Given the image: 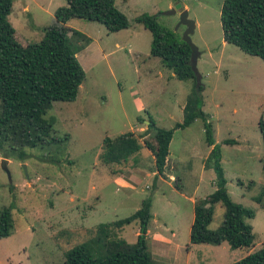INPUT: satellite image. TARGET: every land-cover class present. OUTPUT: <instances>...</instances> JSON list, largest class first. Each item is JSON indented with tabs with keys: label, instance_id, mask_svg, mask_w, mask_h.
<instances>
[{
	"label": "rangeland",
	"instance_id": "obj_1",
	"mask_svg": "<svg viewBox=\"0 0 264 264\" xmlns=\"http://www.w3.org/2000/svg\"><path fill=\"white\" fill-rule=\"evenodd\" d=\"M15 1L10 20L31 43L41 41L44 29L55 21L37 4L53 11L67 4L66 0ZM25 1L30 15L22 12ZM223 1L116 0L130 21L129 28L119 32L108 31L98 21L70 20L72 30L85 34V46L77 56L86 78L76 100L54 101L47 114L54 120V134L65 139L52 148H27L23 160L6 158L0 150V208H12L15 223L11 236L0 237V264H66V253L82 244L100 256L106 247L95 238L98 225L132 215L148 198L153 216L149 229L168 239L160 242L153 234L148 241L159 264H231L264 246V142L259 128L264 60L225 40ZM179 5L196 23L191 34L198 48L196 79H178L160 57L153 56V35L137 20L143 13L154 15L182 40L187 26L180 24ZM174 8L175 13H167ZM197 104L221 147L231 198L255 211V217L247 219L255 235L251 247L190 241L196 202L216 189L214 170L204 166L211 149L203 117L175 130L169 155L173 179L156 184L153 175L144 174L156 167L146 147L123 164L101 159L106 136L138 135L150 118L160 127L174 128ZM131 174L128 186L119 183L129 181ZM225 212L223 203L215 205L210 230L224 224ZM139 230L134 221L118 229L117 235L133 244ZM157 243L160 248H153Z\"/></svg>",
	"mask_w": 264,
	"mask_h": 264
},
{
	"label": "trees",
	"instance_id": "obj_2",
	"mask_svg": "<svg viewBox=\"0 0 264 264\" xmlns=\"http://www.w3.org/2000/svg\"><path fill=\"white\" fill-rule=\"evenodd\" d=\"M66 1V5L56 9V21L44 29L43 39L31 43L20 36L9 20L14 0H0V150L6 158L23 160L28 157L27 148H52L65 139L54 134V120L47 118V114L54 101L76 100L86 78L77 56L85 46V34L72 30L67 22L73 18L98 21L110 32L130 26L128 16L118 8L116 0ZM220 18L227 42L264 60V0H224ZM137 20L153 35L151 54L160 57L178 79H196L189 44L177 39L154 15L143 13ZM198 117L204 118L206 141L213 147L205 168L214 170L216 189L206 199L196 202L190 241L251 247L255 235L247 219L254 218L255 211L231 198L221 147L216 143L213 126L198 104L174 128L160 127L150 118L147 129L138 135L128 132L115 138L106 136L101 159L106 164H123L146 147L154 156L158 173L164 174L175 130L189 126ZM259 128L264 142V113ZM233 142L225 140V143ZM262 162L264 169V155ZM219 202L226 208L225 221L218 230H210L214 207ZM151 205V198L145 199L132 215L99 224L95 238L105 245L106 252L94 256L92 249L82 244L66 253V264H159L148 247L147 234L153 217ZM134 221L140 225L136 242L131 244L118 238L117 230ZM14 228L12 208H0V237L11 236ZM231 264H264V246Z\"/></svg>",
	"mask_w": 264,
	"mask_h": 264
},
{
	"label": "crops",
	"instance_id": "obj_3",
	"mask_svg": "<svg viewBox=\"0 0 264 264\" xmlns=\"http://www.w3.org/2000/svg\"><path fill=\"white\" fill-rule=\"evenodd\" d=\"M15 0H14V2H13V9H12V12H11V14L9 15V20H10V16L12 15V13H14V5H15ZM38 5V7L41 9V10H44V11H46V12H48L51 16H52V19H51V22H53L52 20H55L56 21V17H55V12H56V9L59 7L58 5L59 4H57V6L58 7H56L55 9H54V11H53V7H51V9H49V8H46L45 6H43V5H39V4H37ZM22 12L24 13V12H27L29 15L30 14H32V12H31V7H30V4L27 2V1H25V2H23L22 3ZM33 19H34V17H33ZM72 20V19H71ZM11 21V20H10ZM55 21H54V23H55ZM70 21H68L67 22V26H69L68 25V23H69ZM11 23H12V21H11ZM53 23V24H54ZM13 24V23H12ZM36 25V24H35ZM13 26H14V24H13ZM15 27V26H14ZM70 28H72L71 26H69ZM16 28V27H15ZM17 30H18V28H16ZM124 30V29H123ZM25 39V38H24ZM26 40V39H25ZM27 41V40H26ZM29 42V41H28ZM116 46H119V43H116ZM77 55H78V53H77ZM146 124H149V122L148 121H146ZM148 127V126H147ZM147 127L146 126H141L140 127V132H143L144 130H146L147 129ZM214 134H215V132H214ZM215 140H216V143H218V140L215 138ZM212 146H210V149L212 150ZM211 150L209 151V154H210V152H211ZM150 152V151H149ZM150 154H151V152H150ZM208 154V155H209ZM152 155V158H153V160H154V165H155V159H154V156H153V154H151ZM170 155V154H169ZM208 156H206L205 158H204V166H205V161H206V158H207ZM170 158L168 157V162H167V167H166V170H165V172H164V174H160V173H158V171H157V169H156V167H155V169L154 170H152V172H144V174L145 175H153L154 177H155V179H156V184L158 183V181L159 180H166V178H170V179H173L174 178V176H173V174L171 173L170 174V170H172L171 169V167H172V165H171V167L169 166V163H170V161L171 160H169ZM222 164H223V156H222ZM225 174H226V171H225ZM123 177V176H122ZM133 175L131 174V176H130V180L128 181V180H126L125 178H124V180L123 181H120L119 180V183H121L123 186H128L129 185V183L130 182H132V180H133ZM155 230H159L158 228H155ZM140 231V230H139ZM139 231L136 233L137 234V236H138V234H139ZM156 233V234H155ZM155 233H153L152 231H151V229H148V241H149V239L152 237L151 235H155V238L158 240V241H160V242H163L164 240H168L167 239V237H165L162 233H160V232H155ZM175 235V233H173V236ZM155 243V242H154ZM160 243H157V244H153V248L155 247V248H160ZM157 246V247H156ZM150 250V249H149ZM151 251V250H150ZM152 253V255H153V257H154V259H157L158 257L156 256V254L152 251L151 252Z\"/></svg>",
	"mask_w": 264,
	"mask_h": 264
},
{
	"label": "water",
	"instance_id": "obj_4",
	"mask_svg": "<svg viewBox=\"0 0 264 264\" xmlns=\"http://www.w3.org/2000/svg\"><path fill=\"white\" fill-rule=\"evenodd\" d=\"M178 9L182 10V18H181V22L180 24H185L187 26V30L185 32L184 35V40L189 44V46L192 49V53H191V63L192 66L195 67L196 65V61H197V56H198V48L195 46V44L192 42L191 40V34L194 32L195 27H196V23L194 20H192L191 18H189V13L188 10L183 9L182 5H179L177 7ZM174 8L171 11L167 12V13H175L176 9ZM4 164H7L8 159H4ZM6 168V165H5ZM26 168V166H25Z\"/></svg>",
	"mask_w": 264,
	"mask_h": 264
}]
</instances>
